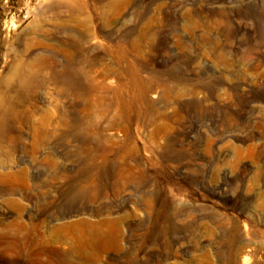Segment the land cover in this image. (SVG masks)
<instances>
[{"label":"rangeland","instance_id":"rangeland-1","mask_svg":"<svg viewBox=\"0 0 264 264\" xmlns=\"http://www.w3.org/2000/svg\"><path fill=\"white\" fill-rule=\"evenodd\" d=\"M28 63L0 264H264V0H0V85Z\"/></svg>","mask_w":264,"mask_h":264},{"label":"bare ground","instance_id":"bare-ground-1","mask_svg":"<svg viewBox=\"0 0 264 264\" xmlns=\"http://www.w3.org/2000/svg\"><path fill=\"white\" fill-rule=\"evenodd\" d=\"M34 67L35 66L29 63L27 64L26 67L16 65L14 68L10 70V78H7L5 83L4 81L3 82L1 81V85H0V137L2 136L4 128H6L9 125L10 121L13 119L12 110L16 103L15 99H13L12 101L10 100L8 91L12 88L19 89V87H21L22 85H25V83L27 84V81L30 78L31 74H33L34 72H37L34 69ZM132 90H133V94H132L133 102H139V101L145 100L146 89L144 87H140L136 81L132 83ZM117 106L120 108V110L123 113H127L130 105L128 103L123 104L122 101L121 102L117 101ZM21 174L24 175L23 171H21ZM105 233H107V231ZM44 246H47V245L45 244ZM62 254L63 253L59 252L57 249L49 248V247H41V248H38L37 250H34V249L29 250V255L32 256V259L34 260L36 264H67ZM42 256H45L47 258L46 263L41 261Z\"/></svg>","mask_w":264,"mask_h":264}]
</instances>
